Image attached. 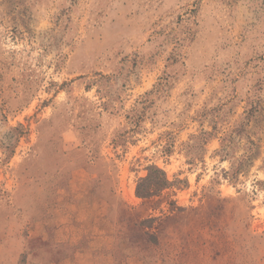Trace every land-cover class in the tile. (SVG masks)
<instances>
[{"label": "rangeland", "instance_id": "obj_1", "mask_svg": "<svg viewBox=\"0 0 264 264\" xmlns=\"http://www.w3.org/2000/svg\"><path fill=\"white\" fill-rule=\"evenodd\" d=\"M68 198L126 253L264 264V0H0V264Z\"/></svg>", "mask_w": 264, "mask_h": 264}, {"label": "crops", "instance_id": "obj_2", "mask_svg": "<svg viewBox=\"0 0 264 264\" xmlns=\"http://www.w3.org/2000/svg\"><path fill=\"white\" fill-rule=\"evenodd\" d=\"M73 202L68 198L64 209L53 211L56 204L51 201L47 207L32 211L23 240V264H161L151 259L147 248L142 253H126L102 236L84 232Z\"/></svg>", "mask_w": 264, "mask_h": 264}, {"label": "trees", "instance_id": "obj_3", "mask_svg": "<svg viewBox=\"0 0 264 264\" xmlns=\"http://www.w3.org/2000/svg\"><path fill=\"white\" fill-rule=\"evenodd\" d=\"M147 180H149V179H147ZM154 183H155L156 186H159V185L165 186L166 185V181L165 180H162L161 182H154Z\"/></svg>", "mask_w": 264, "mask_h": 264}]
</instances>
